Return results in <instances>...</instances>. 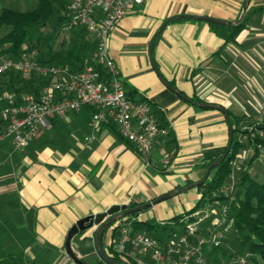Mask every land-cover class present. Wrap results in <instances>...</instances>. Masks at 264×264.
Instances as JSON below:
<instances>
[{"label": "crops", "instance_id": "crops-1", "mask_svg": "<svg viewBox=\"0 0 264 264\" xmlns=\"http://www.w3.org/2000/svg\"><path fill=\"white\" fill-rule=\"evenodd\" d=\"M245 5L244 28L230 41L211 22L182 16L236 24ZM168 19L152 54V41ZM63 34L57 44L64 40ZM110 49L128 95L147 101L169 134L162 146L144 156L110 119L92 125L96 109L86 106L55 118L50 130L23 149H16L11 141L4 143L0 196L16 198L24 225L34 236L21 264H77L67 247L70 230L80 219L116 204H143L174 192L169 203L163 200L134 216L151 224L192 209L201 196L199 190L177 191L188 182L201 181L207 172L201 163L217 160L227 148L226 113L232 127L240 130L264 124V0H144L114 28ZM91 136L95 138L88 146L86 137ZM166 153L168 163L163 162ZM214 205L193 214L204 217L201 227L207 232L215 229V215L210 213ZM124 218L108 228L105 249L117 240L114 227ZM96 234L97 228L90 227L72 238L83 262L101 259ZM129 253L144 263L141 253L133 249Z\"/></svg>", "mask_w": 264, "mask_h": 264}, {"label": "built area", "instance_id": "built-area-1", "mask_svg": "<svg viewBox=\"0 0 264 264\" xmlns=\"http://www.w3.org/2000/svg\"><path fill=\"white\" fill-rule=\"evenodd\" d=\"M144 0H72L66 10L67 21L64 31L70 32L75 27H83L88 39L96 40L94 57L106 70L108 77L90 63L81 71H71L67 64L48 65L38 61L36 49L26 52L21 58L3 53L0 44V75L9 71L29 74L40 72L49 77L48 83L39 94H23L6 91L3 94L5 105L1 118L6 122L0 141L10 140L16 149L28 146L41 132L50 130L53 120L70 112L80 111L86 106L96 109L91 123L96 126L109 119L118 126L123 138L133 143L144 156H148L155 146H162L169 134L167 126L160 123L147 101L132 99L121 79L120 68L110 49L111 33L121 19L132 7ZM264 113V103L261 104ZM239 140L246 144V150L235 159L234 172L241 168L249 170L248 156L252 157L255 147L264 155V128L251 125L243 129ZM94 136L86 137L88 146ZM170 154L166 153L163 162L168 163ZM214 196L219 209H212L215 215V229L210 235L199 234L204 217L196 216L187 221L186 234L175 240L162 244L156 237L139 232L131 234L132 219L124 218L120 233L115 242L117 252L128 253L133 247L144 256L149 257L144 264H207L205 246H217L226 238V229L232 220L231 205L238 200L233 189L224 187ZM210 206V204H209ZM242 263L245 262L243 259Z\"/></svg>", "mask_w": 264, "mask_h": 264}, {"label": "trees", "instance_id": "trees-1", "mask_svg": "<svg viewBox=\"0 0 264 264\" xmlns=\"http://www.w3.org/2000/svg\"><path fill=\"white\" fill-rule=\"evenodd\" d=\"M71 1L39 0L37 7L27 11H20L7 6L0 8V31H4V34L0 37L3 53L21 58L26 52L36 49L38 51V61L41 64L62 66L68 64L71 71L77 72L83 70L86 63H90L101 70L102 75L108 77L107 70L94 57L96 40L88 39V33L83 27H75L70 32L64 31V24L67 21L66 10ZM210 25L214 27L220 36L230 41L234 40L244 28V21L240 24L210 23ZM61 32L65 33L62 35L64 40L61 41V44H57ZM48 81L49 77L45 80L41 75L34 72L29 73V75L17 71L1 74L0 112L5 105L3 94L6 91L14 92L20 97L26 93L37 95L41 92L43 84L48 83ZM4 122L0 117V134L6 127V122ZM258 126L264 128V124ZM233 131V143L224 161L211 170L209 176L201 185L196 186L201 196L193 208L172 217L164 223L151 224L147 221L133 219L132 235L143 232L142 230L139 231L138 227L145 228L147 232L143 233L150 234L159 239L162 244H166L175 240L178 236L186 234V220H195L193 214L197 210L217 199L224 200V197L214 196V193L220 192L225 187L227 178H230L235 170L233 165L235 159L247 147L239 140V135L244 130H240L233 125ZM9 141V139L0 141V148ZM260 156V150L255 147L249 160V168ZM215 160H208L201 164L207 169ZM240 183L242 188L236 193L238 200L231 205L233 224L241 239V247L244 246L245 248L246 246L254 254L253 259H251L254 264H264V176L262 179H258L251 175L250 170H247L242 173ZM191 184V182H188L184 186ZM140 204L142 203H130L129 207H136ZM138 213L129 214L127 218L131 219ZM108 228L102 237L104 251L119 262L141 264L130 255L129 250H135L131 246L128 247L127 254H121L116 250V241L112 240L105 249L103 238ZM207 229V227H203V233H207ZM114 233H116L113 235L115 239L120 233L119 225L114 227ZM33 242L34 236L24 225L20 203L16 198L0 196V264H21L25 250ZM221 244L205 246L207 264L209 261L214 264H221V257L231 258L228 250ZM83 264H105V262L99 258L97 262L84 261Z\"/></svg>", "mask_w": 264, "mask_h": 264}, {"label": "water", "instance_id": "water-1", "mask_svg": "<svg viewBox=\"0 0 264 264\" xmlns=\"http://www.w3.org/2000/svg\"><path fill=\"white\" fill-rule=\"evenodd\" d=\"M246 9H247V5L244 6V12H243L241 18L236 22V24H240L242 22V20L245 16V13H246ZM182 16L189 17V18L196 19V20L211 22V23H226V21H224V20L213 18V17H208V16H197V15H182ZM169 20L170 19H168L164 23V25L162 26L160 31L154 37V39L152 41V45H151V53L152 54H153L155 40H156L157 36L160 34V32L162 31V29L167 25ZM156 70L158 71L159 75H161L160 71L157 67H156ZM226 117H227V120H228V123L230 126V140H229V143L227 145L226 151L223 153V155L219 159H217L213 163H211V165L207 168L206 176L201 181L193 183L187 187H183V188L179 189L177 192L185 191L188 188H193V187L201 185L207 179L211 170L216 165H218L219 163L224 161V159L226 158L227 154L229 153V151L231 149L233 139H234V131H233L232 123L230 121L229 114L226 113ZM174 194H175L174 192H169V193L163 194V195H161V196H159V197H157L151 201H148L147 203L140 204L136 207H129V205H127V204H123V205L116 204V205H113L107 211H103V212L98 213L96 215H89V216H86V217L80 219L78 221V223L76 225H74L72 227V229L70 230L69 235H68V239H67V247L69 248V252L72 256V259L77 264H83V260H81L78 257V255L75 253V250H77V248H76V246L72 245V243H71L72 238L76 234H78L80 231H84L90 227H96L97 228V234H96L97 252L100 255L101 259L105 262V264H126V263L119 262V261L111 258L102 248V237H103L105 230L110 225H112L114 222H116L118 219L125 217L129 214L135 213V212L143 211V210H145L151 206H154L155 204L169 198L170 196H172Z\"/></svg>", "mask_w": 264, "mask_h": 264}, {"label": "rangeland", "instance_id": "rangeland-1", "mask_svg": "<svg viewBox=\"0 0 264 264\" xmlns=\"http://www.w3.org/2000/svg\"><path fill=\"white\" fill-rule=\"evenodd\" d=\"M38 4H39V0H0V8L7 6V7H11V8L20 10V11H27V10L34 9L35 7L38 6ZM3 34H4V31L1 30L0 31V37ZM34 73L41 75L42 78L45 80L48 79V76L41 74L40 72H34ZM26 75H29V74H26ZM46 84H43V86L41 88L43 89V87ZM30 94H32V93H30ZM0 98H1V94H0ZM0 117H1V112H0ZM250 158L251 157L248 156L247 161H249ZM249 170H250L251 175H253V177H256L258 179H262L264 176V155H261L259 159L255 160L254 163L249 168ZM243 172L244 171L241 168L240 170L236 171V174L234 175V179H231L228 177L226 180V183H225V187L233 189V191H235V194L238 191H240V189L242 188L240 180H241V176H242ZM172 198H168L164 201H167V203H169L170 201H172ZM218 207H219L218 204H215L213 206V208L216 210L218 209ZM189 209H190V207L187 209H184V210H189ZM131 219L133 220L134 217H132ZM213 228H214V226L211 228V230ZM210 233L211 232L203 233V227L200 228V231H199L200 235L208 236V235H210ZM221 245L228 250L229 256H231L230 259L227 257L226 258L221 257V264H231V263L232 264H254V261L251 260V259H253L252 257L254 256V254L252 252H250L246 246H245V248H244V246L241 247V239L239 237L238 232H236V230H235V227L233 224V218L230 222V225L226 229V238ZM139 258L142 262H147L144 255H141ZM243 259L245 260V262L242 263L241 261ZM208 264H214V263L209 261Z\"/></svg>", "mask_w": 264, "mask_h": 264}]
</instances>
